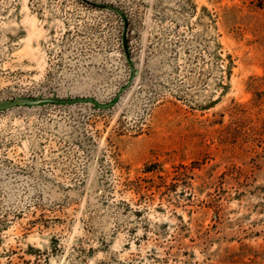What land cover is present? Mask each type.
Segmentation results:
<instances>
[{"label":"rangeland","instance_id":"1","mask_svg":"<svg viewBox=\"0 0 264 264\" xmlns=\"http://www.w3.org/2000/svg\"><path fill=\"white\" fill-rule=\"evenodd\" d=\"M0 0V264H264V0Z\"/></svg>","mask_w":264,"mask_h":264},{"label":"water","instance_id":"2","mask_svg":"<svg viewBox=\"0 0 264 264\" xmlns=\"http://www.w3.org/2000/svg\"><path fill=\"white\" fill-rule=\"evenodd\" d=\"M82 1L88 2L89 4H92V5L97 6V7L113 10V11L117 12L122 17V20L124 23L123 32H122V48L124 51L126 61H127L129 68H130V79L128 80V82H129L132 79L135 70H134V64H133V61L131 59V56L129 53V48L127 45V40H126V22H127V20H126L125 14L123 12H121V10H119L118 8H116L110 4L99 3V2L92 1V0H82ZM121 90L122 89L120 88L118 93L111 100H109L107 102H101L98 99H96L94 97H89V96H74V97H71V96H66V97L15 96L12 98L0 100V112L7 110V109H10V108H14V107H22V106L33 107V106H40V105H44V104H48V103L61 104V105L74 104V103H90V104H92V106L94 108H109V107L113 106L118 101L119 94H120Z\"/></svg>","mask_w":264,"mask_h":264}]
</instances>
